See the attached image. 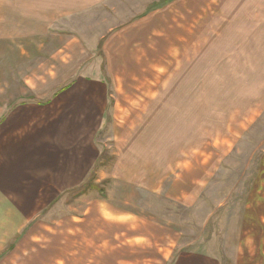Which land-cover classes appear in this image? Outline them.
Segmentation results:
<instances>
[{"label":"rangeland","instance_id":"obj_1","mask_svg":"<svg viewBox=\"0 0 264 264\" xmlns=\"http://www.w3.org/2000/svg\"><path fill=\"white\" fill-rule=\"evenodd\" d=\"M43 1L35 21L8 12L1 22L0 12V36L8 34L0 103L41 101L70 83L71 74L57 73L64 44L87 42V75L102 71L107 88L94 141L99 164L77 187L39 190L41 199L55 196L37 199V215L9 221L22 229L0 238V264H264V44H209L222 25L210 27L211 9L222 0H170L162 22L151 23L152 49L134 39V54L113 60L112 37L162 0L54 14ZM233 5L249 9L244 22L264 25V3ZM249 28L256 33L249 25L232 31ZM151 50V60H137Z\"/></svg>","mask_w":264,"mask_h":264},{"label":"crops","instance_id":"obj_2","mask_svg":"<svg viewBox=\"0 0 264 264\" xmlns=\"http://www.w3.org/2000/svg\"><path fill=\"white\" fill-rule=\"evenodd\" d=\"M21 1L14 0L9 6L8 0H0L1 22L6 21L8 12L12 14L27 12L24 18L31 21H35L34 18L41 19L39 15L43 11L41 5L46 6L43 0H31L33 3L36 2V9L33 8L34 4L30 9L24 8L20 5ZM59 1L47 0V11L53 14L57 11L81 12L84 8L99 5L106 0H62L63 4L56 5ZM235 1L222 0L221 3L219 1L218 8L211 9L209 19L213 20L210 27L216 29L215 22H221L222 25L219 26L217 39L210 41L209 44L262 46L264 25L244 22L247 18H244L243 13L249 12V9L236 10L233 5ZM167 2L162 0L159 5L150 6L149 12L147 14V11L145 12L146 15L141 17L137 25L133 26L134 23L127 25L130 30L124 32V36L112 37L110 44L114 49L113 60L123 61L125 54H134L135 50L131 48L134 39L141 41L142 45L147 43L152 49V44L148 43V34L154 27L151 23L153 19L162 22V11L166 12L168 9ZM163 3L166 4L162 5ZM257 3H264V0H255L256 5ZM57 6L60 8L57 9ZM237 7L240 8L241 5ZM192 10L194 11V7ZM157 12L159 18H155ZM46 19L42 17V21ZM248 25L255 26L256 33L250 28L237 35L232 31L234 28ZM133 32L138 33L137 36L132 37ZM0 39L5 45L8 44L7 28ZM64 45L63 52L66 54L60 61L61 68H58L57 73L62 77L71 74L70 83L57 88L59 84H64V80L60 81L58 85L49 89L53 93L41 101L17 103L5 110L0 103V238L13 236L17 230H21L20 226L8 224L9 221L23 222L25 219L23 214L36 213L38 209L35 206L39 208L38 200L43 204L51 198L53 200L54 192L41 199L40 189L59 190L77 187L99 162L94 141L107 107L104 74L98 70L97 76L87 75L88 66L83 64L89 58L87 42L84 44L80 38H70ZM161 48L164 46L155 50ZM210 50L212 51V48ZM152 55L151 50L137 60H151ZM191 58L193 60L192 56ZM128 59L131 58L127 57ZM63 62L65 64H62ZM64 67L70 71L64 73ZM8 226L16 227L9 233ZM181 264L200 263L194 258H184Z\"/></svg>","mask_w":264,"mask_h":264},{"label":"trees","instance_id":"obj_3","mask_svg":"<svg viewBox=\"0 0 264 264\" xmlns=\"http://www.w3.org/2000/svg\"><path fill=\"white\" fill-rule=\"evenodd\" d=\"M163 1L166 2V1H170V0H163ZM98 164H99V162L97 163V165H98ZM97 165H96V166H97Z\"/></svg>","mask_w":264,"mask_h":264}]
</instances>
